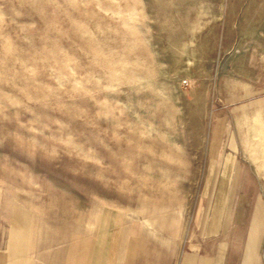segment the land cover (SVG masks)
Segmentation results:
<instances>
[{"label": "rangeland", "instance_id": "1", "mask_svg": "<svg viewBox=\"0 0 264 264\" xmlns=\"http://www.w3.org/2000/svg\"><path fill=\"white\" fill-rule=\"evenodd\" d=\"M253 80L264 0H0V187L65 222L173 205L184 229L230 151L244 231L264 206Z\"/></svg>", "mask_w": 264, "mask_h": 264}, {"label": "crops", "instance_id": "2", "mask_svg": "<svg viewBox=\"0 0 264 264\" xmlns=\"http://www.w3.org/2000/svg\"><path fill=\"white\" fill-rule=\"evenodd\" d=\"M245 86L240 95H261L254 100L264 103L255 80ZM219 161L203 194L208 203L193 209L184 229L173 205L138 212L112 206L65 222L0 187V264H257L264 206L256 204L242 231L233 203L236 160L228 151Z\"/></svg>", "mask_w": 264, "mask_h": 264}]
</instances>
